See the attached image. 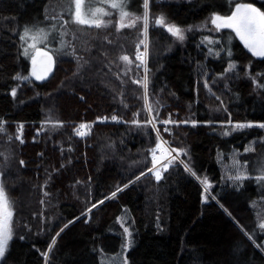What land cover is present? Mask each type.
Returning a JSON list of instances; mask_svg holds the SVG:
<instances>
[{
  "label": "trees",
  "instance_id": "16d2710c",
  "mask_svg": "<svg viewBox=\"0 0 264 264\" xmlns=\"http://www.w3.org/2000/svg\"><path fill=\"white\" fill-rule=\"evenodd\" d=\"M127 1L106 5L97 28L76 22L75 0H0V172L13 211L3 262L104 264L127 241L124 220L129 264H264V57L208 23L264 0ZM52 24L54 74L17 79L31 67L24 29ZM113 116L121 123L99 122ZM161 138L180 155L157 181Z\"/></svg>",
  "mask_w": 264,
  "mask_h": 264
},
{
  "label": "snow or ice",
  "instance_id": "6c2138e0",
  "mask_svg": "<svg viewBox=\"0 0 264 264\" xmlns=\"http://www.w3.org/2000/svg\"><path fill=\"white\" fill-rule=\"evenodd\" d=\"M76 4V22L80 24H89L90 26H95L97 28L104 25L103 20L98 21H87L80 19V7L82 4V0H75ZM145 7H147L148 0H144ZM111 7L118 8L120 7L117 3H112ZM104 15H108L107 12L104 13ZM127 15L126 12L121 13V19H123V16ZM146 19V17H145ZM154 23L164 25L166 27L167 32L171 33L173 36H175L178 40L183 41L185 39V29H182L181 27L176 26L175 24H165V18L161 16L158 19H155ZM211 25L215 26V31H220L222 29H231L233 32H235L236 36L239 37V39L243 42L244 46L248 48V50L254 55L259 57H264V11H262L260 8L254 6L252 3H238L234 7V11L227 15H219V14H213L210 20L208 21ZM123 26V25H122ZM191 29H187V31H190ZM29 35V29L25 28L23 31V34L21 36V39L24 37H27ZM209 44L213 43H219V41H212L209 38H205ZM143 43V41H141ZM34 47V45H32ZM209 51H213L212 49H209ZM25 54H27V49H25ZM41 55L47 56L48 61H52V57L48 56L47 53H39ZM228 55H230V50L227 52ZM215 55H219V52H215ZM144 54H140L136 56V59L139 60L142 64L145 63L143 59ZM124 61H129V56L124 55L121 57ZM32 63L35 65L36 61L33 59ZM235 66L233 64H229L226 71H231ZM50 70V65L49 69ZM144 78H143V88L145 90V94L147 93L148 89V75H147V68L144 69ZM32 75L35 76L37 80H44L46 79V73L40 74L37 73L35 70L32 72ZM223 73L221 74V77H223ZM17 79H20V77H17ZM25 79H27L25 77ZM204 87L208 88V82H204ZM211 91V89H209ZM13 96L16 95L15 90L11 93ZM219 99V97H217ZM106 119V118H105ZM113 120H116L117 117L113 116ZM173 121L167 120V121H161V123H172ZM133 123H139V121H133ZM231 124L232 122L229 121ZM254 125L247 123V124H233L232 128L235 129H243L245 127H253ZM260 128H264V123H261L257 125ZM87 125H81L80 129L87 128ZM80 129H77V135L83 136L85 135V132L81 131ZM167 131V129H165ZM225 135H228L227 132L224 133ZM251 150V149H248ZM173 152L177 153V156L180 155V152L177 149H172ZM153 157L155 159V152H153ZM21 164H23V161H20ZM155 167V164L153 165ZM246 167V164H245ZM185 169L188 171H192L191 168L188 167L187 164H185ZM167 170V166L164 167V171ZM151 171V169H149ZM195 174V173H193ZM143 175V173L141 174ZM154 175L156 177V180L159 181L162 179L161 173L159 170L154 172ZM140 177L137 176L136 179H139ZM247 178L243 175V173L230 177V179L234 180H240ZM257 179H264V175L257 177ZM205 185L208 184V181L205 179L202 181ZM127 187V185H125ZM122 190V189H121ZM115 195V193H113ZM102 203V201H101ZM95 207V205L93 206ZM91 211V209H89ZM12 216L13 212L10 207V201L9 198L5 192V189L3 186H0V259L5 257V253L8 249V243L12 239ZM259 227L261 229H264V223H260ZM63 229H61L62 231ZM124 232L127 233L129 237H131V232L127 227L124 228ZM59 234V233H58ZM53 244H55V240L52 241ZM132 243L131 240L128 241V244L125 245L127 248ZM51 249H49L50 251ZM47 258V257H46ZM3 264H6V261L3 262Z\"/></svg>",
  "mask_w": 264,
  "mask_h": 264
},
{
  "label": "rangeland",
  "instance_id": "374dc122",
  "mask_svg": "<svg viewBox=\"0 0 264 264\" xmlns=\"http://www.w3.org/2000/svg\"><path fill=\"white\" fill-rule=\"evenodd\" d=\"M114 2L120 5V7L118 8H123L125 4L128 3L127 0H82V4L80 7V19L87 20V21L101 20V18L105 16L104 13L106 12V5H111ZM124 11L125 10L122 9V12ZM75 13H76V8L74 10V14ZM133 21H134V18H132V16L129 14L123 16V19H121V23L123 25H129L133 23ZM28 29H29V35L21 39V42H22V48H23V52H22L23 56L30 63V66L32 65L33 59H36L39 56V53L48 52L54 56L56 55V51L58 49V42H57V37H56V32H57L56 26L52 24V25L40 26L38 28H28ZM206 43L209 44L207 40H206ZM213 44H210V45H213ZM32 45H34V47H32ZM25 49H27V54H25ZM18 77H20V79H23V80H30L32 78L30 73H21L19 74ZM25 77L27 79H25ZM169 155L170 156L168 157V159L161 163V171H162V168H164L165 166L168 167L171 165V160L173 156H171L172 155L171 152ZM153 165H154V162H153ZM0 186H3L1 172H0ZM9 201H10V207L12 210L11 200L9 199ZM122 223L125 225V227H127L124 220L122 221ZM128 229L130 231V228ZM12 240H13V233H12V239L8 243V249L5 253V256L10 248V244ZM129 240H131V238L127 235V241L125 245L128 244ZM125 245L122 247L119 253L112 255L110 257H106L103 263L104 264H129L128 253L132 248V243L127 248L125 247ZM4 258L0 259V264L3 262Z\"/></svg>",
  "mask_w": 264,
  "mask_h": 264
},
{
  "label": "water",
  "instance_id": "95a60500",
  "mask_svg": "<svg viewBox=\"0 0 264 264\" xmlns=\"http://www.w3.org/2000/svg\"><path fill=\"white\" fill-rule=\"evenodd\" d=\"M42 53H47L48 56H51L52 57V61L49 62L47 56H44V55H41V54H39V56L35 59L36 63H35V65L32 63V65L30 67V74H31L32 79L34 81H36V82H45V81H47L54 74V72L56 70L57 61H56V58L54 57V55H52L51 53H48V52H42ZM49 65H50V70H48L49 69ZM34 70L37 73H40V74H45L46 73V77L47 78L44 79V80H37L35 78V76L32 75V72ZM172 156L179 157V156H177L176 152H174V154Z\"/></svg>",
  "mask_w": 264,
  "mask_h": 264
},
{
  "label": "bare ground",
  "instance_id": "6f19581e",
  "mask_svg": "<svg viewBox=\"0 0 264 264\" xmlns=\"http://www.w3.org/2000/svg\"><path fill=\"white\" fill-rule=\"evenodd\" d=\"M38 27H40V26H37V27L31 26V28H38ZM119 123H121V121ZM170 152L172 155L174 154V152L172 151V148L164 140H162L160 143H158V145L156 147L155 159H154V157H153V159H154V161H156V163H159L161 161H165L170 156L169 155Z\"/></svg>",
  "mask_w": 264,
  "mask_h": 264
},
{
  "label": "built area",
  "instance_id": "2783aa9c",
  "mask_svg": "<svg viewBox=\"0 0 264 264\" xmlns=\"http://www.w3.org/2000/svg\"><path fill=\"white\" fill-rule=\"evenodd\" d=\"M106 117H100L99 118V122L100 123H103V124H110V123H119L120 122V120L117 118L116 120H113L112 118H106ZM81 131H83V132H85V129H81ZM163 161H161V162H159V163H156V161H154V164H155V167L153 166V168L151 169V171L150 172H152L153 173V175H154V172L155 171H157V170H159L160 171V173L162 174V171H161V163H162ZM155 176V175H154Z\"/></svg>",
  "mask_w": 264,
  "mask_h": 264
},
{
  "label": "flooded vegetation",
  "instance_id": "af4514ba",
  "mask_svg": "<svg viewBox=\"0 0 264 264\" xmlns=\"http://www.w3.org/2000/svg\"><path fill=\"white\" fill-rule=\"evenodd\" d=\"M257 7V6H256ZM259 8V7H258ZM222 30H229L230 32L232 31L231 29H222ZM233 32V31H232ZM235 33V32H234ZM236 35V34H235Z\"/></svg>",
  "mask_w": 264,
  "mask_h": 264
}]
</instances>
